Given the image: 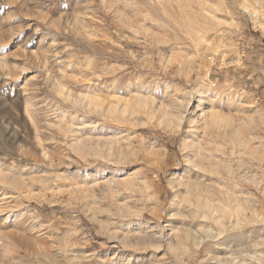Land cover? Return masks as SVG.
Segmentation results:
<instances>
[{
  "label": "rangeland",
  "instance_id": "1",
  "mask_svg": "<svg viewBox=\"0 0 264 264\" xmlns=\"http://www.w3.org/2000/svg\"><path fill=\"white\" fill-rule=\"evenodd\" d=\"M0 264H264V0H0Z\"/></svg>",
  "mask_w": 264,
  "mask_h": 264
},
{
  "label": "bare ground",
  "instance_id": "2",
  "mask_svg": "<svg viewBox=\"0 0 264 264\" xmlns=\"http://www.w3.org/2000/svg\"><path fill=\"white\" fill-rule=\"evenodd\" d=\"M194 145H196V144H194ZM194 148H195V146H194ZM200 148V147H199ZM199 148H197V152L199 153ZM200 155V154H199ZM201 167V166H200ZM207 167V166H206ZM188 185V184H187ZM188 186H190V185H188ZM192 187H189V189H188V197L186 198L187 200H188V202H190L192 205H194V207H195V209H196V213L197 214H200L201 216H203V217H205V216H207L208 214L210 215V214H212L213 212H212V210H211V208H212V206L213 205H211V203L210 202H208V201H203L200 197H199V195H198V193L195 191V189H197V186L195 185V184H192L191 185ZM198 191V190H197ZM191 205H189V207H190ZM193 208V207H192ZM191 209V208H190ZM194 209V208H193ZM179 210V209H178ZM193 212H194V210H192ZM192 212V213H193ZM195 213V212H194ZM215 213V212H214ZM221 219V218H220ZM219 220V219H218ZM188 231H189V229H188ZM194 234V233H193ZM188 235V234H187ZM191 235V234H190ZM190 235H188V236H190ZM200 241V240H199ZM201 246V245H200Z\"/></svg>",
  "mask_w": 264,
  "mask_h": 264
}]
</instances>
